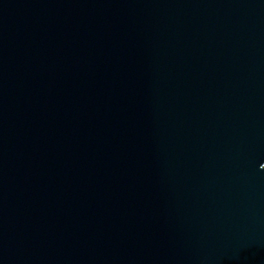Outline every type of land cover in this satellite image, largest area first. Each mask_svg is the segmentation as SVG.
<instances>
[{"label":"water","instance_id":"1","mask_svg":"<svg viewBox=\"0 0 264 264\" xmlns=\"http://www.w3.org/2000/svg\"><path fill=\"white\" fill-rule=\"evenodd\" d=\"M264 0H0V264H264Z\"/></svg>","mask_w":264,"mask_h":264},{"label":"snow or ice","instance_id":"2","mask_svg":"<svg viewBox=\"0 0 264 264\" xmlns=\"http://www.w3.org/2000/svg\"><path fill=\"white\" fill-rule=\"evenodd\" d=\"M260 167L264 168V164H261Z\"/></svg>","mask_w":264,"mask_h":264}]
</instances>
